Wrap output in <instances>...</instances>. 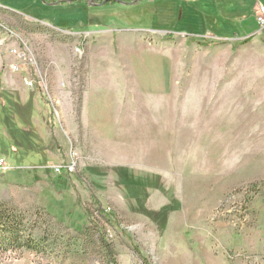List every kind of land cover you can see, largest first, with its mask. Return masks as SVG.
Masks as SVG:
<instances>
[{"label": "rangeland", "instance_id": "obj_1", "mask_svg": "<svg viewBox=\"0 0 264 264\" xmlns=\"http://www.w3.org/2000/svg\"><path fill=\"white\" fill-rule=\"evenodd\" d=\"M109 1L0 0V264H264V0Z\"/></svg>", "mask_w": 264, "mask_h": 264}, {"label": "trees", "instance_id": "obj_2", "mask_svg": "<svg viewBox=\"0 0 264 264\" xmlns=\"http://www.w3.org/2000/svg\"><path fill=\"white\" fill-rule=\"evenodd\" d=\"M118 0L111 3H121ZM129 1V0H128ZM48 215H50L47 212ZM33 226L26 220L25 215L16 208L0 203V255L5 253H19L21 251L41 252L46 248L47 240L34 239Z\"/></svg>", "mask_w": 264, "mask_h": 264}, {"label": "built area", "instance_id": "obj_3", "mask_svg": "<svg viewBox=\"0 0 264 264\" xmlns=\"http://www.w3.org/2000/svg\"><path fill=\"white\" fill-rule=\"evenodd\" d=\"M255 20L257 25L260 27L261 32H264V7L263 6H257L255 10ZM2 43V40L0 38V45ZM20 57H22V54H19ZM12 69L14 71L18 70L17 66H13ZM28 87H33V82L31 80H28L27 82Z\"/></svg>", "mask_w": 264, "mask_h": 264}]
</instances>
